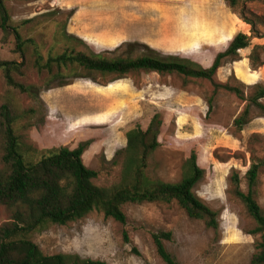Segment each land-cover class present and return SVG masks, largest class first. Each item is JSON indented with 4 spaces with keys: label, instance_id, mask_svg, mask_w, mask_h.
<instances>
[{
    "label": "rangeland",
    "instance_id": "obj_1",
    "mask_svg": "<svg viewBox=\"0 0 264 264\" xmlns=\"http://www.w3.org/2000/svg\"><path fill=\"white\" fill-rule=\"evenodd\" d=\"M13 25L24 38H33L45 56L60 51L63 33L77 36L69 42L76 50L113 51L125 43L176 54L208 67L239 32L250 36L247 48L236 60L225 58L215 80L238 86L245 97L250 86L264 84V0H237L231 9L224 0H3ZM243 18L250 21L247 24ZM254 29V32L253 30ZM255 45L259 58L251 65ZM32 47L24 56L16 50L12 34L0 29V59L23 62V75L15 79L31 88L34 96L8 86L0 70V106L8 103L17 113L30 110L15 123L16 133L39 156L48 149H75L84 145L82 162L98 175L93 182L110 188L121 180L123 157L116 152L127 145L126 131L146 126L158 113L162 120L159 146L148 158L146 174L151 179L178 182L194 150L204 177L194 193L218 212V228L192 219L175 202L127 203L120 223L103 213L31 234L45 255L76 254L107 264H165L158 256L152 233L171 232L163 240L166 250L179 264H251L259 235L244 205L232 195L230 176L237 173L246 192V171L252 158L264 162V116L252 109L241 131L233 125L245 102L219 90L208 111L211 84L187 80L177 74L135 72L110 81L97 82L68 75L71 84L57 87L33 67ZM259 64V65H258ZM264 104V98L261 100ZM95 117L94 123L84 119ZM2 149L0 146V167ZM254 198L264 214V163L260 167ZM9 212L0 206V225ZM126 234L128 241L124 240Z\"/></svg>",
    "mask_w": 264,
    "mask_h": 264
},
{
    "label": "trees",
    "instance_id": "obj_2",
    "mask_svg": "<svg viewBox=\"0 0 264 264\" xmlns=\"http://www.w3.org/2000/svg\"><path fill=\"white\" fill-rule=\"evenodd\" d=\"M34 1V0H28ZM233 9L237 0H224ZM253 26V24L243 18ZM27 20L22 21L19 26ZM18 25H13L4 1L0 0V29L6 36L12 34L16 50L22 56L27 48L32 47L33 67L39 74H45L48 81L57 82V87L71 84L63 81L64 77L86 78L97 82V76L110 81L121 79L126 75L143 71L158 74H177L187 80H206L212 90L207 99L208 111L212 109L213 100L219 90L234 94L245 102L241 112L234 118L233 125L241 131L249 122L252 109L264 116V84H254L252 92L245 97L243 91L229 82H218L215 75L225 58L236 60L239 49L247 48L250 36L237 33L227 47L218 52L208 67H202L195 61L176 54H165L152 48H138L137 43H125V49L118 46L113 51L83 52L69 45L80 41L74 34L64 32L62 37L66 44L60 51L49 50L44 56L33 38H24ZM254 32V29H252ZM261 46L255 45L248 58L251 65L259 61L256 55ZM259 65V64H258ZM23 62L1 60L0 70L5 82L12 88L34 96L32 85H25L15 79L23 75ZM27 111L17 113L8 103L0 106V146L2 149L0 167V206L9 212V220L0 225V264H107L106 262L84 259L76 254L45 255L30 236L51 225H65L87 216L92 211L103 213L105 217L125 223L126 216L122 206L127 203L175 202L192 219L202 220L207 227L217 229L218 212L206 205L193 191L196 184L204 177V169L197 161L193 150L186 162V172L178 182H166L151 179L146 174L148 158L159 146L158 136L162 120L155 113L146 126L140 124L129 128L125 135L127 145L116 152L123 157V172L118 184L105 188L93 182L97 171L84 165L81 155L84 145L75 149L66 147L48 149L38 159L35 148L24 144L22 137L16 133L15 123ZM263 161L253 157L246 171L248 185L246 192L240 188L237 173L230 176L232 195L246 208L255 222L252 231L259 235L256 251L251 264H264V214L253 195L260 167ZM171 232L152 233V240L158 256L165 264H179L166 250L163 240L171 239ZM124 240L128 241L126 234Z\"/></svg>",
    "mask_w": 264,
    "mask_h": 264
},
{
    "label": "crops",
    "instance_id": "obj_3",
    "mask_svg": "<svg viewBox=\"0 0 264 264\" xmlns=\"http://www.w3.org/2000/svg\"><path fill=\"white\" fill-rule=\"evenodd\" d=\"M94 119H95L94 116L93 117H89L87 119H84V123H88V122L94 123V121H95Z\"/></svg>",
    "mask_w": 264,
    "mask_h": 264
}]
</instances>
